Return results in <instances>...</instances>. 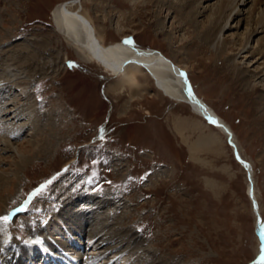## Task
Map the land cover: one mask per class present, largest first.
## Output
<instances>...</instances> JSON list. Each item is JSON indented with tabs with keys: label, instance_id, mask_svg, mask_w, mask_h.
I'll return each instance as SVG.
<instances>
[{
	"label": "rangeland",
	"instance_id": "1",
	"mask_svg": "<svg viewBox=\"0 0 264 264\" xmlns=\"http://www.w3.org/2000/svg\"><path fill=\"white\" fill-rule=\"evenodd\" d=\"M66 1L0 0V46L42 39L43 47L60 55L61 65L30 86L41 112L53 119L43 128L46 152L27 153L20 168L2 152L1 167L13 180L1 194L0 214L28 201L11 223V239L29 248L27 235L43 229L55 240L56 219L64 217L70 225L86 213L87 236L95 237L85 255L105 253L96 264H248L260 256L245 171L226 134L186 102L162 94L148 75L137 74L129 83L83 59L54 29L52 12ZM167 1V19L168 8L154 1L83 0V5L106 44L160 51L181 66L196 94L227 121L253 166L264 221V82L249 88L244 74L230 66L231 51L220 55L209 47L181 1ZM26 127L11 140L29 150L26 139L35 129ZM102 235L116 239L102 243ZM109 243L117 244L118 254L106 250Z\"/></svg>",
	"mask_w": 264,
	"mask_h": 264
},
{
	"label": "bare ground",
	"instance_id": "2",
	"mask_svg": "<svg viewBox=\"0 0 264 264\" xmlns=\"http://www.w3.org/2000/svg\"><path fill=\"white\" fill-rule=\"evenodd\" d=\"M147 1H154L161 8H165L166 6L169 10L166 19L171 17V4L169 1ZM180 1L182 3L181 5H183L182 7L188 10L186 15L188 16L189 14L190 16L191 13L192 17H190L195 19L196 24L198 23V28L200 27L204 30L202 40L209 47L213 48V50L215 49V51L217 50L220 55H225L231 51L229 55L231 56L230 66L234 68L232 69L233 71H239L244 74L245 84L249 88L254 90L257 88L258 82H264V0ZM193 7L197 9L195 14L193 13ZM204 15H207L206 19L200 20V16L203 17ZM52 17L55 21L54 29L56 32L61 33L66 40L80 50L83 59L94 60L107 69L108 72H111L112 75H121L124 81L129 83L135 81L137 74H146L156 82V87L162 94L171 99L186 102L197 115L202 116L220 131L225 132L223 126L230 128L227 121L199 97L195 91L194 94L199 99L197 101H201L202 103H195L193 100L191 102L187 101L190 100L187 94L189 89L186 82L188 81L191 84L189 78L181 66L175 65L162 52L140 49L126 42L106 44L101 34L102 32L98 30V26L94 23L92 15L85 9L83 0H69L59 4L53 10ZM164 21L161 23H164ZM243 24H245L244 27ZM116 26L121 28V23L117 21ZM242 27L243 29L241 30ZM25 42L26 46L24 44L14 46L12 43L0 46V125H2L0 131L2 135L0 137V162L6 157H10L15 166H19V168L28 161L29 157L27 153H31L32 151V153L46 152L48 142L45 134L47 132H43V128L45 125H50V121H53L50 118L51 116L47 117L45 112H41L38 97L30 88L35 80L54 75L61 66L59 61L60 55L55 54L47 46L43 47L42 39L28 37ZM254 42L255 44L253 45ZM1 53L4 55L1 56ZM243 63L248 66H243ZM250 67L254 69L251 70ZM262 98H264V93ZM19 101H21V105H18ZM126 107L128 106L126 105L123 111L126 110ZM24 127L31 131L35 129L34 135L30 139H26L29 143L30 151L26 150L27 147L22 146L17 140H11L14 137L16 139L17 134L23 131ZM103 133L104 129L102 128L99 134L102 135ZM232 140L237 144L233 132ZM3 151L9 152L11 155L3 157ZM5 172L6 169L2 168L0 163V200L2 198L1 194L8 189L9 182L13 180L11 175ZM250 172L253 181V195L257 200L254 187V171L251 163ZM91 196L88 195L87 198L91 200ZM87 198L83 201H88L86 200ZM2 201L4 202L5 200L2 199ZM7 207L4 208L1 213L2 215L0 214V218L5 216L9 217L7 222L0 219V264H24L23 258L28 259V255L24 249V244L22 245L11 239L13 234L11 223L14 221L15 214H7ZM258 207V213L261 216L259 203ZM97 212L99 213V211ZM94 213L96 214V212ZM100 215L102 216V214ZM58 217L60 216L58 215ZM84 218H87L86 213L82 219L79 218L80 220L74 221L73 224L70 223L72 228L64 224V217L63 219H56L60 223L56 222V225H54L55 230L59 232H56L58 237L55 239L58 244L53 243V239L50 240L48 234L43 229L37 232L31 230V235L29 236L28 234L27 237L29 236L30 243L33 241L37 245L35 246L33 244L35 248H40L43 255L46 253L45 249H42L41 243H46L58 253H66L70 258L83 259V261L87 262L86 264H94L93 259H97L98 255L103 256L105 253H99L96 257L83 258L84 256L79 254L78 247L68 243L72 241L80 246V238L84 236L88 237L86 238L88 239V245L94 240L95 236H87V230L84 225H86L85 223L88 219L85 220ZM102 218L103 216L95 220L100 223ZM255 223L256 234L262 242L264 234V221L262 216L261 223L263 224V228H260L258 222ZM64 229L65 233H63ZM68 229L72 233V236H74H69L66 243L62 239L68 234ZM111 239H116V236L102 235L100 239L98 238L102 243L111 241ZM98 240L96 239L95 242ZM135 241L138 244L141 243L138 239ZM116 243L113 245L109 243L106 250L110 249L111 253L115 252L118 254L119 251H117L118 246ZM261 244L262 253H260V256L264 253L263 242ZM34 250L30 251L31 256L34 255ZM63 256L69 262H72L65 254ZM260 256L257 255L256 258ZM108 257L105 256L104 258ZM103 264H106V262Z\"/></svg>",
	"mask_w": 264,
	"mask_h": 264
},
{
	"label": "water",
	"instance_id": "3",
	"mask_svg": "<svg viewBox=\"0 0 264 264\" xmlns=\"http://www.w3.org/2000/svg\"><path fill=\"white\" fill-rule=\"evenodd\" d=\"M186 82H187V86H188V89H189L187 94L190 97V100H187V101L191 102L193 100V102H195V103L201 102V101H197L199 99L195 96V94H194L195 92L193 90L192 85L188 81H186ZM223 130L225 131L224 133L226 134L227 142L232 148V153H233V156H234L235 160L244 168L245 176H246V180H247L246 193H247V195H248V197L250 198V201H251V207H252V210H253V213H254V218H256V222H258L260 228L262 229L263 228V224L261 223V216L258 213L259 212L258 211V209H259L258 201L256 200L255 196L253 195V181H252V174L250 172V163H249V161L246 158H244L241 155L240 151L238 150L237 144H235V141L232 140V130L228 126H223ZM255 232H257L256 231V227H255ZM262 242H263V249H264V234H263V241ZM263 255H264V253H263ZM261 256L259 258L253 259L248 264L262 263L261 262Z\"/></svg>",
	"mask_w": 264,
	"mask_h": 264
},
{
	"label": "snow or ice",
	"instance_id": "4",
	"mask_svg": "<svg viewBox=\"0 0 264 264\" xmlns=\"http://www.w3.org/2000/svg\"><path fill=\"white\" fill-rule=\"evenodd\" d=\"M0 219H2L3 221L7 222L9 220V217L5 216V217H2ZM261 262H262V264H264V255L261 256Z\"/></svg>",
	"mask_w": 264,
	"mask_h": 264
}]
</instances>
